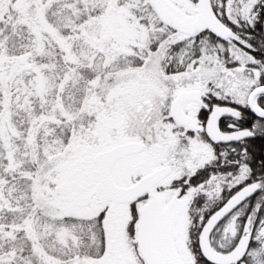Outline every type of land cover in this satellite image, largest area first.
I'll list each match as a JSON object with an SVG mask.
<instances>
[{
  "label": "snow or ice",
  "instance_id": "obj_1",
  "mask_svg": "<svg viewBox=\"0 0 264 264\" xmlns=\"http://www.w3.org/2000/svg\"><path fill=\"white\" fill-rule=\"evenodd\" d=\"M0 264H264V0H0Z\"/></svg>",
  "mask_w": 264,
  "mask_h": 264
}]
</instances>
